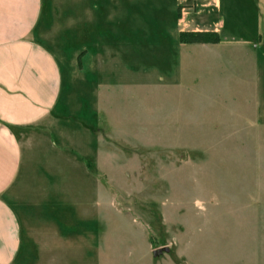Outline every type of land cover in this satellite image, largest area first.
I'll use <instances>...</instances> for the list:
<instances>
[{"label": "rangeland", "instance_id": "obj_1", "mask_svg": "<svg viewBox=\"0 0 264 264\" xmlns=\"http://www.w3.org/2000/svg\"><path fill=\"white\" fill-rule=\"evenodd\" d=\"M45 2L59 124L24 147L13 264H264V0Z\"/></svg>", "mask_w": 264, "mask_h": 264}, {"label": "crops", "instance_id": "obj_2", "mask_svg": "<svg viewBox=\"0 0 264 264\" xmlns=\"http://www.w3.org/2000/svg\"><path fill=\"white\" fill-rule=\"evenodd\" d=\"M45 4V0H0V264H13L21 249L23 218L16 203L23 182L24 147H33L39 132L59 122L55 109L61 69L43 43L49 31L44 25L49 18ZM81 55L80 63L86 53Z\"/></svg>", "mask_w": 264, "mask_h": 264}, {"label": "trees", "instance_id": "obj_3", "mask_svg": "<svg viewBox=\"0 0 264 264\" xmlns=\"http://www.w3.org/2000/svg\"><path fill=\"white\" fill-rule=\"evenodd\" d=\"M181 44H207L214 45L220 42L219 34L215 31H181L178 34ZM79 66H80V56Z\"/></svg>", "mask_w": 264, "mask_h": 264}, {"label": "water", "instance_id": "obj_4", "mask_svg": "<svg viewBox=\"0 0 264 264\" xmlns=\"http://www.w3.org/2000/svg\"><path fill=\"white\" fill-rule=\"evenodd\" d=\"M167 251H168L167 248L159 249V250H157V251L154 252V255H158V254H160L161 252H167Z\"/></svg>", "mask_w": 264, "mask_h": 264}]
</instances>
